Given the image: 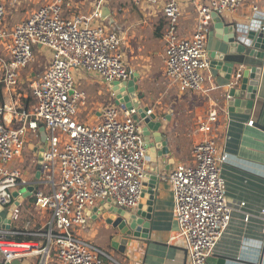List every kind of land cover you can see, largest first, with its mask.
<instances>
[{
    "label": "built area",
    "instance_id": "obj_1",
    "mask_svg": "<svg viewBox=\"0 0 264 264\" xmlns=\"http://www.w3.org/2000/svg\"><path fill=\"white\" fill-rule=\"evenodd\" d=\"M6 1L0 0V48L5 52V57L0 55V83L4 90L12 94L17 89L21 72L37 59L38 47L49 50L50 57L44 71L29 84L33 109L0 104V206L12 207L13 191L20 182L26 184L22 173L11 165L21 156L29 134L40 138L41 126L45 145L34 207L49 212L51 219L38 232L0 228V255L4 263L30 258L36 264H107L106 254L85 238L93 220L91 210L99 202L121 209L137 206L146 149L133 118L134 108L108 105L99 111L95 124L77 120V108L85 105L87 95L78 88L75 75L93 73L106 83L129 80L134 71L125 61L124 38L105 27L99 6L88 16H64L65 0L44 2L8 31ZM17 1L11 0L12 4ZM130 1L135 6L158 7L165 19L167 81L181 92H202L212 19L237 11L248 0ZM252 9L257 11L255 6ZM189 12L195 14L193 33L179 37V21ZM226 115V110L212 108L199 120L193 164L177 163L167 176L187 264H209L231 220L215 138L216 125ZM19 213V205L14 206L12 222ZM248 219L246 215L244 222Z\"/></svg>",
    "mask_w": 264,
    "mask_h": 264
},
{
    "label": "crops",
    "instance_id": "obj_2",
    "mask_svg": "<svg viewBox=\"0 0 264 264\" xmlns=\"http://www.w3.org/2000/svg\"><path fill=\"white\" fill-rule=\"evenodd\" d=\"M124 3L138 11L133 13V10H130L132 8L124 7ZM97 6L100 7L101 21L105 27L123 36L122 51L126 64L133 69L137 77L135 82L130 78L127 81L106 83L93 73L77 72L76 84L86 92L85 103L92 100L88 93L90 89L95 99L105 98L107 101L105 106H102L101 102L93 103L94 107L98 105L99 109L93 111V114L90 110L89 122L97 120L102 108L115 104L119 97L134 88L135 98H128V102L123 105H132L135 109L133 118L146 149L145 167L157 165L161 179L157 181L154 190L152 218L146 239H131L124 254H119L111 247L110 236L113 232L110 227L101 218H95L94 214L90 232L85 234V238L106 254L107 264H187L186 252L177 236L178 226L173 213V198L167 176L177 163L193 164L192 149L200 138L196 133L197 123L210 109L220 108L226 110L227 115L218 121L215 138L218 153L222 157L221 175L226 184V202L232 213L229 226L214 253L208 258V263L264 264V217L261 215V210L264 209V61L250 57L249 49L242 54L232 53L224 41L225 33L216 29L212 22L206 41L209 67L205 72L203 91L181 92L164 76L166 43L163 38L165 24L162 22H165V19L159 8L135 6L130 0H65L63 14L66 17L76 14L88 16ZM254 6L257 7L256 12L252 9ZM191 14L195 23L194 12H189L183 17L187 18ZM140 17H143L142 20H139ZM221 17L225 25L247 29L250 25L264 22V0L256 3L248 0L237 11L226 12ZM156 18L161 19L158 28L153 32L158 43L147 46L144 39L145 25L147 21ZM194 23L191 32L184 30L183 23L178 25V36L189 37L193 33ZM5 27L8 31L13 28L6 25ZM238 40L243 41L240 35ZM37 50L38 55L47 56L48 63L50 53L39 47ZM0 55L5 57L2 47ZM214 61L216 64H213ZM47 63L40 72L32 68L34 63L22 71L19 86L12 94L2 87L3 104L33 109L35 101L31 96L29 84L32 78L44 71ZM247 65L261 67L254 102L250 110L244 108L246 99L241 100L237 107H230L228 103L233 99L230 98L229 92L238 88L241 78L236 77L247 74ZM32 72L33 77L30 76ZM116 83L118 91L121 92L119 95L114 89ZM26 84L31 97L29 101L27 90H23ZM144 108L151 110V114L147 115L146 111L141 110ZM152 115L161 123V128L157 131L152 130V122H145V118ZM5 120L10 124V115H6ZM250 121H253L252 125H248ZM40 128V138L29 134L21 156L11 165L21 173L20 167L25 168V163L29 168L22 174V180L26 184L20 182L13 191V204L22 198L19 201V221L11 224V229L15 231H43L49 223L48 220H43L47 213L35 209V196L27 190L38 186V154L45 145ZM39 142L44 144L42 148L39 147ZM19 191H23L22 194ZM101 203L96 206H112ZM246 215H249V219L244 222ZM3 264L36 263L34 259L20 258Z\"/></svg>",
    "mask_w": 264,
    "mask_h": 264
},
{
    "label": "water",
    "instance_id": "obj_3",
    "mask_svg": "<svg viewBox=\"0 0 264 264\" xmlns=\"http://www.w3.org/2000/svg\"><path fill=\"white\" fill-rule=\"evenodd\" d=\"M223 18L221 16H214L212 22L215 24V28L221 30L225 33L224 41L228 44L229 49L232 53L242 54L249 49V56L256 58L260 61H264V22H259L258 24L250 25L247 29H239L233 25H225L223 23ZM229 34V35H227ZM241 36L243 41L238 40V36ZM248 44V45H247ZM249 46V47H248ZM213 64H216L215 61ZM232 66V64H230ZM247 74L240 76V84L238 88H234L229 92L230 101L228 104L230 107H237L241 100L246 99V103H243L244 108L251 109V106L255 99L256 88L258 86V81L260 77L261 67L256 65H247ZM31 77L34 76L32 72ZM136 73L131 77L132 80L136 81ZM30 79V78H29ZM28 79V80H29ZM133 82V83H134ZM118 84L114 85V89L119 95L121 92L118 91ZM117 88V89H116ZM136 90L127 91L126 95L119 97L116 100L115 105L124 104L128 102L129 99L135 98ZM129 98V99H128ZM126 109H133L132 105L125 106ZM147 112V109H141ZM145 122L149 124L153 123L152 130L157 131L161 128V123L156 121V116H147ZM150 128L151 126H147ZM42 141H45L44 128H40ZM42 151L40 150L38 154V166L37 172L39 171V165L41 163ZM145 174L142 181V188L140 199L137 206L121 209L117 208L115 205H108L105 208L96 206L92 208L91 212L95 215V218H101L102 221L110 227L113 234L110 236L111 247L119 254H124L126 246L131 239L141 238L146 239L148 237V232L150 228V221L152 218V210L154 203V190L157 181L161 179L159 171H157V165L155 167H144ZM30 193L34 194L38 190V187L28 188ZM22 194L23 191H19ZM26 192V189H25ZM17 195H14L16 197ZM22 198H19L21 201ZM19 201H15L14 205L10 208H2L0 206V228L11 229V213L14 206L19 205ZM108 203H101V205ZM3 264V260L0 261Z\"/></svg>",
    "mask_w": 264,
    "mask_h": 264
},
{
    "label": "rangeland",
    "instance_id": "obj_4",
    "mask_svg": "<svg viewBox=\"0 0 264 264\" xmlns=\"http://www.w3.org/2000/svg\"><path fill=\"white\" fill-rule=\"evenodd\" d=\"M45 0H19V2L17 1L15 4H12L11 0H7L6 1V17H5V25L7 27H13L15 24H17L18 22H20V20L24 19V17H26L31 11L37 9L41 4L44 3ZM128 1V0H125ZM46 2V1H45ZM19 3V4H18ZM129 6V8H132L130 10H133L134 12H137L138 10L135 9L134 7H132L131 5H129L128 3H124V7ZM134 8V9H133ZM152 8V7H150ZM148 8V9H150ZM71 14V13H70ZM82 14V13H81ZM138 14V13H136ZM143 17H140L139 20H142ZM182 17L179 21V25L181 23H183L184 25V30H188L189 32H191L193 23H194V17L191 14L190 16H188L187 18ZM161 19L160 18H156V19H151L149 21H147L146 26V30H145V44L150 45V44H154L157 45L158 40L154 38L153 36V32L155 31L156 28H158V25L160 23ZM131 46V45H130ZM152 49V48H150ZM45 51H48L47 49H44ZM41 55H43V53H41ZM48 58L47 56H40L38 55V58L35 60L34 62V66L32 67L33 69H35L36 71L40 72V70H42L43 66L47 63ZM133 70V69H132ZM23 90L26 91L27 90V96L30 97L29 91H28V86L27 84L23 86ZM92 89H90V95L92 96V100L88 101L87 103H85V105L83 106H78L77 108V113H76V118L77 120H79L80 122H83L85 124H95V122H97V120H93L89 123V112L91 110L92 114L93 111L95 112L96 109H99L98 105H96L94 107L93 103H98L101 102L102 106H105V104L107 103V101L104 99L102 100H98L95 99L93 96V91H91ZM91 114V115H92ZM39 147L42 148V146L44 145L42 142H39ZM26 160H28V158H26ZM28 165H30V162L27 161ZM34 166V164H33ZM25 168L20 167L22 174L24 172H26L28 168V166L25 163ZM47 215H44V222L50 221L51 219V214L49 212H46ZM19 221V220H18ZM16 222V221H15ZM91 242V240H90Z\"/></svg>",
    "mask_w": 264,
    "mask_h": 264
},
{
    "label": "trees",
    "instance_id": "obj_5",
    "mask_svg": "<svg viewBox=\"0 0 264 264\" xmlns=\"http://www.w3.org/2000/svg\"><path fill=\"white\" fill-rule=\"evenodd\" d=\"M162 24H165V22H162ZM15 25H16V24H15ZM2 87H3V84L0 83V104L3 103ZM27 100H28V101L31 100V97H29ZM34 201H35V197H34ZM19 238H21V237H19ZM26 239H30V237H26Z\"/></svg>",
    "mask_w": 264,
    "mask_h": 264
}]
</instances>
